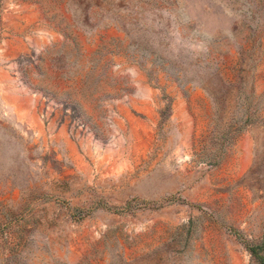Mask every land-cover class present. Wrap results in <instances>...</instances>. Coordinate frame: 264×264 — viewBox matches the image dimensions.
<instances>
[{
  "label": "rangeland",
  "instance_id": "obj_1",
  "mask_svg": "<svg viewBox=\"0 0 264 264\" xmlns=\"http://www.w3.org/2000/svg\"><path fill=\"white\" fill-rule=\"evenodd\" d=\"M0 264H264V0H0Z\"/></svg>",
  "mask_w": 264,
  "mask_h": 264
},
{
  "label": "built area",
  "instance_id": "obj_2",
  "mask_svg": "<svg viewBox=\"0 0 264 264\" xmlns=\"http://www.w3.org/2000/svg\"><path fill=\"white\" fill-rule=\"evenodd\" d=\"M44 98H47L46 96H44Z\"/></svg>",
  "mask_w": 264,
  "mask_h": 264
}]
</instances>
